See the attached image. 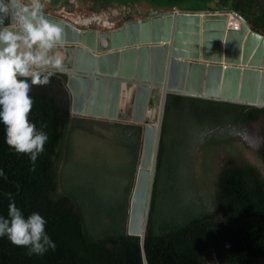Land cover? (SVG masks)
Wrapping results in <instances>:
<instances>
[{
	"label": "trees",
	"instance_id": "trees-1",
	"mask_svg": "<svg viewBox=\"0 0 264 264\" xmlns=\"http://www.w3.org/2000/svg\"><path fill=\"white\" fill-rule=\"evenodd\" d=\"M217 3L206 10H232L264 33V0ZM49 78L30 92L29 120L38 130L46 125L48 135L34 170L28 155L7 145L0 123V216L7 218L10 202L25 218L40 214L56 248L29 256L27 248L0 237V264H145L144 255L148 264H264V107L169 95L142 242L126 233L142 127L73 119L67 76ZM179 117L210 153L202 156L201 177L193 185H183L181 170L176 174V194L163 213L160 175L172 123ZM247 126L259 127L262 145L255 154L261 166L246 157L238 140ZM220 154L224 159L216 171ZM196 184L206 189L203 197Z\"/></svg>",
	"mask_w": 264,
	"mask_h": 264
},
{
	"label": "water",
	"instance_id": "water-1",
	"mask_svg": "<svg viewBox=\"0 0 264 264\" xmlns=\"http://www.w3.org/2000/svg\"><path fill=\"white\" fill-rule=\"evenodd\" d=\"M229 14L239 30L227 28ZM46 16L65 35L64 71L46 74L67 76L72 118L143 129L126 233L144 242L169 95L263 108L264 34L228 9L153 10L114 30L113 23L81 29Z\"/></svg>",
	"mask_w": 264,
	"mask_h": 264
},
{
	"label": "clouds",
	"instance_id": "clouds-1",
	"mask_svg": "<svg viewBox=\"0 0 264 264\" xmlns=\"http://www.w3.org/2000/svg\"><path fill=\"white\" fill-rule=\"evenodd\" d=\"M65 44L63 29L50 21L44 0H0V123L7 145L18 154L29 156L35 168L44 152L48 135L41 125L29 120L34 100L33 86L50 82V70L64 71V57L59 51ZM46 220L38 213L27 218L14 202L7 218L0 216V237L27 254L42 256L56 245L45 232Z\"/></svg>",
	"mask_w": 264,
	"mask_h": 264
},
{
	"label": "rangeland",
	"instance_id": "rangeland-1",
	"mask_svg": "<svg viewBox=\"0 0 264 264\" xmlns=\"http://www.w3.org/2000/svg\"><path fill=\"white\" fill-rule=\"evenodd\" d=\"M44 2L46 14L64 18L70 22L77 20L79 17L87 19L91 18V16L92 18L101 16V10L103 7H114L116 9L115 13H117V11L123 12L122 9L125 8L131 17H136L138 15L136 18H145L147 17L145 14L148 9L153 8L159 12L183 9V11H201L213 7L216 8L218 5V0H78V3L75 0H67L70 6L68 3L64 6L58 0H44ZM143 7H146V11H144L142 14H138L135 8ZM115 13L113 14L115 15ZM109 14L112 16L111 12H109ZM236 19L239 20L238 18ZM125 20H127V18H125ZM123 25V20H121L115 25V28L112 29L114 30L116 28L122 27ZM90 27L94 28V26ZM180 119V117L175 118L172 123L171 131L168 137L169 143L165 156L163 157L164 169L160 175V206H162L160 208L163 210V213L165 210L164 205L168 203V200L171 198V196H175L176 194V192L172 191L175 186L174 182L178 181L176 174L181 170L180 174L183 176V185H193L196 177L198 179L201 177L202 169L200 167V163L203 160L202 156L207 154V151L208 154L210 153V148H208V150L205 149L206 146L204 141L198 140L193 135L191 136V132L194 131L190 129H192L193 126L190 127L185 125ZM185 126V130L187 132L186 134L184 133V135L182 133ZM175 132H178L179 135L177 136ZM238 140L245 149L246 157L252 163L261 166L260 161L255 154V151L258 150L262 145V137L260 136L259 127H245L243 132L238 134ZM215 159L214 169L218 171L222 164V159H224V155L220 154V156L216 157ZM200 181L202 182V179ZM196 185L197 193L203 197L206 194V189H204V187L200 186L199 184ZM190 197L191 195L188 198Z\"/></svg>",
	"mask_w": 264,
	"mask_h": 264
},
{
	"label": "flooded vegetation",
	"instance_id": "flooded-vegetation-1",
	"mask_svg": "<svg viewBox=\"0 0 264 264\" xmlns=\"http://www.w3.org/2000/svg\"><path fill=\"white\" fill-rule=\"evenodd\" d=\"M67 4V3H66ZM63 7V6H62ZM123 10V12H121V11H117V13H115L116 12V9L114 8V7H112V8H106V7H103V9L101 10V16H96V17H94V18H92V16H91V18H87V19H85V18H81V17H79L77 20H75V21H73V22H71V23H74L78 28H81V29H86V28H91L90 26H94V28L95 27H97V26H102L103 25V23H113L114 24V28H115V25L119 22V21H121V20H123V24L125 23V18H129V17H131L129 14H128V12L126 11V9L124 8V9H122ZM135 10H136V12H138V14H142L144 11H146V7H143V8H135ZM153 10H155L154 8L153 9H148V11L146 12V16H147V14L149 13V12H151V11H153ZM109 12H111L112 13V16L109 14ZM113 13H115V15L113 14ZM138 16V15H137ZM136 16V17H137ZM135 17V16H134ZM135 17V18H136ZM140 17V16H139ZM145 17V16H144ZM146 18V17H145ZM94 19L96 20V21H94ZM66 21H68V20H66ZM87 21H90V23L89 24H85L84 22H87ZM70 22V21H69Z\"/></svg>",
	"mask_w": 264,
	"mask_h": 264
},
{
	"label": "bare ground",
	"instance_id": "bare-ground-1",
	"mask_svg": "<svg viewBox=\"0 0 264 264\" xmlns=\"http://www.w3.org/2000/svg\"><path fill=\"white\" fill-rule=\"evenodd\" d=\"M233 16H234L233 14H230V16L228 17V19L226 21V26H227V28H230V29H233V30H239L241 24H240V22L235 17L232 18ZM145 127L146 126L144 125V130H145Z\"/></svg>",
	"mask_w": 264,
	"mask_h": 264
},
{
	"label": "crops",
	"instance_id": "crops-1",
	"mask_svg": "<svg viewBox=\"0 0 264 264\" xmlns=\"http://www.w3.org/2000/svg\"><path fill=\"white\" fill-rule=\"evenodd\" d=\"M60 3H62V5H64L65 6V4L66 3H68L67 2V0H58ZM77 3H78V0H75ZM171 1V0H170ZM69 4V3H68ZM69 6H70V4H69ZM184 10V9H183ZM232 18H234V16L232 17Z\"/></svg>",
	"mask_w": 264,
	"mask_h": 264
},
{
	"label": "built area",
	"instance_id": "built-area-1",
	"mask_svg": "<svg viewBox=\"0 0 264 264\" xmlns=\"http://www.w3.org/2000/svg\"><path fill=\"white\" fill-rule=\"evenodd\" d=\"M239 21V20H238ZM240 22V24H241V21H239ZM238 26V25H237ZM236 27V26H235Z\"/></svg>",
	"mask_w": 264,
	"mask_h": 264
}]
</instances>
